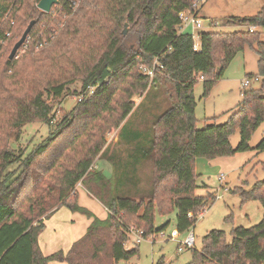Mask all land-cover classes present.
<instances>
[{
    "label": "trees",
    "instance_id": "1",
    "mask_svg": "<svg viewBox=\"0 0 264 264\" xmlns=\"http://www.w3.org/2000/svg\"><path fill=\"white\" fill-rule=\"evenodd\" d=\"M40 1L0 0V264L129 261L139 250L126 248L128 228L143 231L146 238L158 234L169 222L156 229V214L173 210L176 230L188 233L216 198L196 194V160L254 150L251 138L264 123V8L226 23L256 31L201 32L195 51L192 35L180 33L179 14L200 0H59L50 13L38 9ZM33 21L28 50L10 61L7 48ZM128 27L138 35L135 48L125 44ZM246 48L259 57L262 87L244 90L226 123L213 118L199 129L195 86L202 81V97H208ZM156 58L163 68L150 79L140 67H151ZM156 83L171 86L172 96L170 108L153 125L151 197H118L113 180L94 166L107 149L108 132L125 129L137 108L134 97ZM74 84L83 98L56 122L54 103ZM36 123L50 127L48 138L29 152L12 148V131ZM236 131L240 142L234 148L230 137ZM255 150L264 152V138ZM79 184L108 210L106 220L79 206L73 195ZM235 192L243 203L257 201L264 208V180ZM62 207L92 223L69 252L45 256L39 235L45 220ZM230 237L223 231L208 233L187 264H264V220L233 228ZM163 263L162 258L158 264Z\"/></svg>",
    "mask_w": 264,
    "mask_h": 264
},
{
    "label": "rangeland",
    "instance_id": "2",
    "mask_svg": "<svg viewBox=\"0 0 264 264\" xmlns=\"http://www.w3.org/2000/svg\"><path fill=\"white\" fill-rule=\"evenodd\" d=\"M262 8H264V0H206L203 3L201 15L209 18V21H213L211 25L214 23H217V25L210 28L204 27L201 31L206 33L248 31L249 27L247 26H229L226 23L231 18L255 16ZM135 30L128 27L125 35V44L131 48H135L137 41L138 35ZM185 32L193 34L195 31L192 27H189ZM7 37L11 38L12 36L7 33ZM14 45L15 42L11 48H7L6 58L10 57ZM28 46L29 40L21 47L15 58L19 59L20 56L25 54ZM258 60L259 57L256 52L246 48L233 60L225 71L224 77L214 86L208 97H202L204 90L202 81L195 86V117L199 129L203 127L205 122L213 118L216 119L215 123L224 124L238 110L239 104L243 100L241 93L246 89L243 88L242 83L249 75H258ZM262 85V83L255 84V82H252V86L247 90H259ZM170 88L171 86L156 83L148 93L134 97L137 108L127 119L125 129L120 128L108 132L106 136L107 152L105 151L106 153L101 156L96 170L101 171L107 178L113 180L115 194L118 197L136 200L141 198L150 199L151 197L153 188L151 154L153 125L158 117L171 106L172 94ZM80 89L79 84L72 85L70 90L54 103L56 122L79 102L77 93L81 91ZM50 132V127L45 124L25 125L20 131H12L11 146L18 151L22 149L29 152L47 139ZM121 135L122 138L120 139ZM263 138L264 123L251 138L250 147L254 150L238 153L233 157L217 158L215 160L199 158L198 162V159L196 160V173L200 176L199 186L203 184L206 186L199 188L196 194L207 196L210 193L216 197L214 201H208L205 211L202 213L203 215L193 229L196 237V250L202 248L203 238L212 231H223L227 234L228 239H231L230 235L233 228H250L264 220V208L259 202L249 201L243 203L240 194L235 192V190L241 188L249 190L257 182L264 180V152L255 150ZM239 142L240 132L236 131L230 137V143L235 148ZM16 168L13 167L12 170ZM221 176L224 177L222 182L219 181ZM86 191L82 184L76 187L75 192L79 206L93 212L96 218L106 220L109 213L106 212L103 204L96 202V198L93 199L94 197L87 191L93 197L90 199ZM217 196H220V198L217 199ZM67 213L73 215L75 222L71 223ZM57 216H59L62 226L56 236L53 234L52 224L48 228L46 227L47 222L52 223V220L49 219L45 220L44 230L39 235L38 241L44 253L48 252L46 240L49 236H54V242L51 241L54 244L49 251L54 252L57 250L56 248H64L67 250L66 252H69L75 240H80L81 236L86 235H81L83 228L92 221L85 215L71 212L66 207H63ZM168 222L169 226L166 231L164 230L166 235L176 229L175 210L166 216L156 214V229H160ZM73 224L75 225L73 226ZM132 228H128V233ZM158 234L154 236L155 242L152 239H146L139 246L134 244L135 236H129L130 243L127 244L126 248H138V255L129 261H121L118 264H158L162 257L164 258L163 264L165 262L167 264H187L190 262L192 250L179 253L177 243L163 239ZM187 235L181 234L179 241L184 240Z\"/></svg>",
    "mask_w": 264,
    "mask_h": 264
},
{
    "label": "built area",
    "instance_id": "3",
    "mask_svg": "<svg viewBox=\"0 0 264 264\" xmlns=\"http://www.w3.org/2000/svg\"><path fill=\"white\" fill-rule=\"evenodd\" d=\"M205 1L206 0L197 1L196 3L193 4L192 9L182 11L179 14V19L181 21L180 33L181 34L182 33H186L185 30L188 29L189 27H192L193 30L195 31L193 34H191L192 38L194 40V50L195 51H199L200 50V38H199V36H200V33L202 32L201 30L205 27L204 26L205 20L200 15L203 3ZM256 30L257 29L255 27H250L249 28L250 32H254ZM28 40L29 39L27 38L26 41L28 42ZM162 68H163V66L160 63L158 58L155 59L153 65L151 67H148V66H145V65H142L140 67L141 71L146 76H148L150 79H153L154 76H155L156 71L158 69H162ZM262 81H263V78L260 77V76H256V77H253V78H250V79L247 78L242 83V86H243V88H246L245 90H247L248 88H250L252 86V82H255V84H258V83H262ZM82 98L83 97H79V101ZM223 179H224L223 176H221L219 178V180H223ZM75 194H76V192L74 191L73 195H75ZM218 198H220V196H217V199ZM202 215L203 214H200L199 218ZM165 231L160 232L158 235L161 236L163 239H166V240H169V241L177 243V251L179 253H183L186 250L195 249V247H196V237H195V233H194L193 229L190 230L188 233H186L188 235L182 241H179V238L181 237V233H179L176 229L173 230L169 235H166ZM128 235L130 237L133 236V235L135 236L134 237V239H135L134 244L136 246L140 245L146 239H152L153 242H155L154 241V239H155L154 236L155 235H151V236L146 238L143 231L137 230V229H134V228L129 230ZM128 243H130V242H128ZM127 244H126V246H127Z\"/></svg>",
    "mask_w": 264,
    "mask_h": 264
},
{
    "label": "crops",
    "instance_id": "4",
    "mask_svg": "<svg viewBox=\"0 0 264 264\" xmlns=\"http://www.w3.org/2000/svg\"><path fill=\"white\" fill-rule=\"evenodd\" d=\"M201 11H202V9H201ZM200 15H201V12H200ZM201 17L205 20V23H204V26L206 27V28H210V27H213V26H216L217 25V23H214L213 25H211L212 23H213V21H209L208 19L209 18H205V17H203L202 15H201ZM256 76H259V75H256ZM256 76H252V77H256ZM242 93H243V91H242ZM242 93H241V95H242ZM122 138V135L120 136V139ZM118 139H119V137H118ZM107 150V149H106ZM107 152V151H106ZM105 152V153H106ZM104 153V154H105ZM101 158V157H100ZM100 158H98V160L96 161V164H95V166H94V168L95 169H98V167H97V165H98V162H99V160H100ZM200 159H198L197 160V162L199 161ZM209 165V164H208ZM224 180V179H223ZM223 180H219L220 182H222ZM198 185H199V181H198ZM200 188H204V187H206L205 186V184H203V185H201V186H199ZM85 189V188H84ZM87 192V191H86ZM87 195H88V197L91 199V198H93V197H91L89 194H88V192H87ZM93 199H95V198H93ZM95 201L96 202H99L98 200H96L95 199ZM99 204H101L100 202H99ZM102 205V204H101ZM63 209V207L62 208H59L56 212H54L48 219L49 220H52V223H49V222H47L46 223V227L48 228L49 227V225L50 224H52V227H53V234L56 236V234L58 233V231L61 229V226H62V222H61V220L59 219V216H57V214H59L60 212H61V210ZM105 210H106V212H108V210L105 208ZM90 211V210H89ZM91 212V211H90ZM91 213H93V212H91ZM94 214V213H93ZM67 215L70 217V219H71V223H73V222H75L74 220H73V215H70V214H68L67 213ZM95 215V214H94ZM107 217V216H106ZM91 223H92V221H91ZM91 223H88V224H86L85 226H84V228H83V232H82V234L81 235H85L87 232L86 231H88V228L90 227V225H91ZM75 224H73V226H74ZM165 225V224H164ZM47 231H49L48 229H47ZM82 238L84 237V236H81ZM81 239V238H80ZM54 242V236H49V238L46 240V248L48 249L47 251L48 252H46V253H44V251H43V249H42V251H43V253H44V255L45 256H48V255H52V254H54V253H56V252H58V251H63L64 253H67L66 251V249H64V248H56L57 250L56 251H49L50 250V248H51V246H53V244L54 243H52V242ZM78 240H75V242H77ZM74 242V243H75ZM55 247H56V245H54ZM137 246H139V245H137ZM163 258V257H162ZM161 258V259H162ZM164 259V258H163ZM191 261V260H190ZM189 263V262H188ZM165 264H167L166 262H165Z\"/></svg>",
    "mask_w": 264,
    "mask_h": 264
},
{
    "label": "water",
    "instance_id": "5",
    "mask_svg": "<svg viewBox=\"0 0 264 264\" xmlns=\"http://www.w3.org/2000/svg\"><path fill=\"white\" fill-rule=\"evenodd\" d=\"M59 2V0H41L38 4V9L41 10L42 12L44 13H50L52 8ZM36 23L33 21L30 23V25L28 26V28L26 29L25 33L23 34L22 38L19 40V42H17L10 54V57L9 59L10 60H13L18 51L21 49V47L25 44L27 38H28V35L31 31V29L33 28V26L35 25Z\"/></svg>",
    "mask_w": 264,
    "mask_h": 264
}]
</instances>
